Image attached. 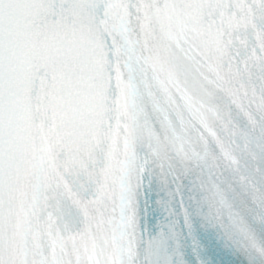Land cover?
I'll return each instance as SVG.
<instances>
[{
	"label": "snow or ice",
	"instance_id": "obj_1",
	"mask_svg": "<svg viewBox=\"0 0 264 264\" xmlns=\"http://www.w3.org/2000/svg\"><path fill=\"white\" fill-rule=\"evenodd\" d=\"M211 53L264 71V0H0V264H131L104 214L145 167L104 106L148 61L202 93Z\"/></svg>",
	"mask_w": 264,
	"mask_h": 264
}]
</instances>
